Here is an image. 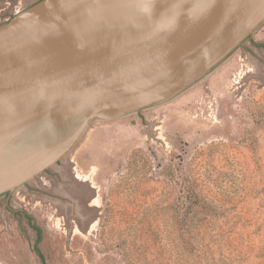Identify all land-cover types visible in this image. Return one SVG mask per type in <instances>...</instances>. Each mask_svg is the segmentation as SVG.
Returning <instances> with one entry per match:
<instances>
[{"label":"rangeland","instance_id":"obj_1","mask_svg":"<svg viewBox=\"0 0 264 264\" xmlns=\"http://www.w3.org/2000/svg\"><path fill=\"white\" fill-rule=\"evenodd\" d=\"M38 1L0 0V25ZM0 264H264V21L172 101L92 122L0 195Z\"/></svg>","mask_w":264,"mask_h":264},{"label":"water","instance_id":"obj_2","mask_svg":"<svg viewBox=\"0 0 264 264\" xmlns=\"http://www.w3.org/2000/svg\"><path fill=\"white\" fill-rule=\"evenodd\" d=\"M264 21V0H40L0 25V195L92 122L172 101Z\"/></svg>","mask_w":264,"mask_h":264},{"label":"trees","instance_id":"obj_3","mask_svg":"<svg viewBox=\"0 0 264 264\" xmlns=\"http://www.w3.org/2000/svg\"><path fill=\"white\" fill-rule=\"evenodd\" d=\"M26 219L31 221V218L27 215H26ZM32 228L36 231V234H37L35 243H38L40 241V230L37 227H35L34 225L32 226Z\"/></svg>","mask_w":264,"mask_h":264},{"label":"bare ground","instance_id":"obj_4","mask_svg":"<svg viewBox=\"0 0 264 264\" xmlns=\"http://www.w3.org/2000/svg\"><path fill=\"white\" fill-rule=\"evenodd\" d=\"M69 237H70V235H69ZM69 240H70V238H69Z\"/></svg>","mask_w":264,"mask_h":264},{"label":"flooded vegetation","instance_id":"obj_5","mask_svg":"<svg viewBox=\"0 0 264 264\" xmlns=\"http://www.w3.org/2000/svg\"><path fill=\"white\" fill-rule=\"evenodd\" d=\"M196 85V84H195Z\"/></svg>","mask_w":264,"mask_h":264}]
</instances>
